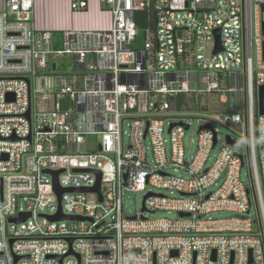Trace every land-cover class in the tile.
Listing matches in <instances>:
<instances>
[{
	"label": "built area",
	"instance_id": "built-area-1",
	"mask_svg": "<svg viewBox=\"0 0 264 264\" xmlns=\"http://www.w3.org/2000/svg\"><path fill=\"white\" fill-rule=\"evenodd\" d=\"M91 1L69 0L73 17L88 13ZM3 2L0 264H264V0H98L109 27L60 30L37 26L36 0ZM140 12L149 23L142 30ZM218 29L223 51L214 54ZM65 57L68 69L60 71ZM183 94L230 106L222 122L245 129L249 186L238 143L226 138L208 164L219 143L216 116L203 118L200 127L213 129L199 127L188 157L183 138L191 126L175 119ZM45 170L61 171L59 183L70 189L95 187L91 170L99 171L103 201L65 193L63 213L87 220L51 221L59 202ZM125 190L146 192L141 215L124 213ZM158 211L178 218L148 217ZM220 212L234 216H210ZM22 214L31 216L10 222Z\"/></svg>",
	"mask_w": 264,
	"mask_h": 264
},
{
	"label": "rangeland",
	"instance_id": "rangeland-1",
	"mask_svg": "<svg viewBox=\"0 0 264 264\" xmlns=\"http://www.w3.org/2000/svg\"><path fill=\"white\" fill-rule=\"evenodd\" d=\"M61 5L60 2L57 0H53L51 3H48L47 8L50 7V11L51 13H54L55 15L60 14L61 10L57 9V7ZM4 8V2L3 0H0V9ZM92 17V16H90ZM144 41L145 38L144 36H139L137 39V42L134 44V49L140 51L143 49L144 47ZM210 49V47H209ZM67 62H69V58L65 57L62 60H58V66L60 68V71L63 70V68L68 69V65ZM42 76L39 77L40 81L42 82L43 78H41ZM230 80L228 79L227 84H229ZM225 84V82H224ZM228 96V95H227ZM62 98V96L60 97ZM206 98H208L209 100H207L208 102H210L211 104V108H214V104L217 105V113H214L212 110H210L211 108L208 109H204L202 107H200V105L197 104V107L193 108L191 111H186V110H182L178 113V117L175 118L177 120L182 119L186 124H190L191 128L185 133V136L183 138V145H184V149L186 151V153L188 154V157H192L195 155L196 153V148H197V141H198V129L201 125V123H204V119L205 116H216L217 118L215 119V121L213 122V126L215 128V130L219 133V143L217 145V147L211 152V160L208 164L212 163V161L214 160V158L216 157V155L218 154L220 148L222 147L223 143L226 141L227 136H230L231 138H233V140L238 143L240 145L239 148L236 149V152L238 153H242L244 154L246 157V166L241 170V181L246 185L249 186L251 184V174H250V167L248 164V160H247V147H246V139L244 137H242V134L245 133V129L241 126V125H234V124H230L228 126L223 124V120L225 118V115L230 111V109H228V105H226V107L224 106V104H220L218 103V98L215 97H208L205 96L204 98H202V100L199 102L201 104V106L205 107V100ZM214 104H212V102ZM37 107L35 106V109ZM172 117L174 118L176 115V113H171ZM166 139H170V137L166 134L165 135ZM125 142L126 144L128 143V139L127 137H125ZM95 143H96V139L92 142L93 145V149H95ZM149 146V141H147L146 143ZM169 146V145H168ZM81 151L82 152H86L87 149L85 147H81ZM259 151V149H258ZM149 159L152 160V154L151 152H149ZM166 172L171 173V174H175L177 176H181L184 178H187V174H185L184 172H179V173H175L173 168H166L165 169ZM148 189H150V187L147 188L146 192L148 191ZM152 191L154 193H161L167 197L170 198H178V195L176 193L171 194L170 191H166V190H159L157 188L152 187L151 188ZM216 187H213L211 190H216ZM146 192H133V191H123V195H122V203H123V209H124V213L128 216H134V215H141L142 210H143V201H144V197L146 195ZM90 200H94L93 197H90ZM256 213V209L252 208V214L255 216ZM213 219H225V218H230L233 217L234 215L232 213L229 212H220V213H214L212 215H210ZM149 218L151 219H172V220H176L178 218L177 213L175 212H168V211H158L155 214L152 215H148Z\"/></svg>",
	"mask_w": 264,
	"mask_h": 264
},
{
	"label": "crops",
	"instance_id": "crops-1",
	"mask_svg": "<svg viewBox=\"0 0 264 264\" xmlns=\"http://www.w3.org/2000/svg\"><path fill=\"white\" fill-rule=\"evenodd\" d=\"M53 0H36L34 22L41 28L54 30L75 28H106L110 26L111 17L107 13H101L98 0H92L89 12L73 17L70 12L69 0H58L61 5L57 7L61 12L58 15L51 13L48 3ZM57 2V0H56ZM92 16V17H90Z\"/></svg>",
	"mask_w": 264,
	"mask_h": 264
},
{
	"label": "water",
	"instance_id": "water-1",
	"mask_svg": "<svg viewBox=\"0 0 264 264\" xmlns=\"http://www.w3.org/2000/svg\"><path fill=\"white\" fill-rule=\"evenodd\" d=\"M215 40H216V48L214 50V54H217V53L223 51L222 42H221V29H218L215 31ZM258 105H259V115H263L264 114V88L262 86L259 87V89H258ZM27 117H28V119H30V111L28 112ZM174 126L175 125L171 126L170 131L172 130V128ZM203 128H209L211 130L213 129L212 126L205 125V126H201L200 130H202ZM186 129H189V126H186ZM29 140H31V137H29ZM227 140L231 146L236 147V148L238 147V144L235 141L231 140V138L229 136H227ZM216 142H217V139H215V144H216ZM240 157H241V159H243L242 156H240ZM244 164H245V162H243V166H244ZM75 171L80 172V171H82V169H75ZM91 171L94 172L95 174H97L98 182H97L95 187L89 188V189L63 188V187H61L59 180H58V175L61 173V171H51V170H45L44 171V173L50 174L54 178V190H55V193L58 197V202H59V211L57 214L49 217V219L51 221L57 222V221H84V220H87V218L67 216L63 213L61 201H62V196L65 193H74V192L85 193V194L95 193V194H98L100 196V201H103V197H102V193H101V177H102V175L99 171H93V170H91ZM147 197L148 196L144 197L143 210L142 211H144V209H145V201H146ZM30 216H31V214H24V215L22 214L21 216H19L16 219H10V222H16V223L23 222L27 218H29ZM181 216H183V215L181 214ZM135 218L136 217H132V219H135ZM69 242H70V244H72L73 239H69ZM72 254H73V252H70V255H72ZM17 260L18 259H16L15 263L17 262ZM59 260H60V262H62L63 257L59 258Z\"/></svg>",
	"mask_w": 264,
	"mask_h": 264
},
{
	"label": "trees",
	"instance_id": "trees-1",
	"mask_svg": "<svg viewBox=\"0 0 264 264\" xmlns=\"http://www.w3.org/2000/svg\"><path fill=\"white\" fill-rule=\"evenodd\" d=\"M138 28L140 30L144 29L145 27H147L149 25L148 21H147V13L146 12H140L136 15L135 17ZM202 98H204L201 95H196V94H183V95H179L178 97V110L182 111V110H186V111H191L193 108L197 107V104L200 105V107L202 108H206L208 109V106L210 104V102H208L207 100H209L208 98H206L205 102L207 103V106H201V100ZM200 102V103H199ZM212 102V101H211ZM226 107V105H224ZM217 105H214V110L217 109ZM219 108V107H218ZM228 109H230V106L228 105Z\"/></svg>",
	"mask_w": 264,
	"mask_h": 264
}]
</instances>
